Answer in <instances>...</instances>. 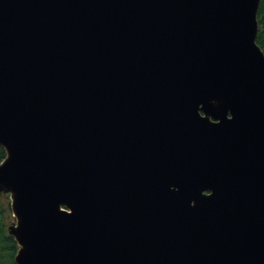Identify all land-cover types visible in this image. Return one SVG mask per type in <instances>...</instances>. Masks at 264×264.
Wrapping results in <instances>:
<instances>
[{
  "label": "water",
  "instance_id": "95a60500",
  "mask_svg": "<svg viewBox=\"0 0 264 264\" xmlns=\"http://www.w3.org/2000/svg\"><path fill=\"white\" fill-rule=\"evenodd\" d=\"M259 5L0 0L15 264H264Z\"/></svg>",
  "mask_w": 264,
  "mask_h": 264
},
{
  "label": "trees",
  "instance_id": "16d2710c",
  "mask_svg": "<svg viewBox=\"0 0 264 264\" xmlns=\"http://www.w3.org/2000/svg\"><path fill=\"white\" fill-rule=\"evenodd\" d=\"M257 18L258 34L256 41L264 52V0H260ZM4 156L5 152L0 147V161ZM12 219L9 195L0 193V264H15L14 256L18 246L13 240V237L7 233V226Z\"/></svg>",
  "mask_w": 264,
  "mask_h": 264
},
{
  "label": "flooded vegetation",
  "instance_id": "af4514ba",
  "mask_svg": "<svg viewBox=\"0 0 264 264\" xmlns=\"http://www.w3.org/2000/svg\"><path fill=\"white\" fill-rule=\"evenodd\" d=\"M8 233V232H7ZM14 240V239H13ZM15 241V240H14Z\"/></svg>",
  "mask_w": 264,
  "mask_h": 264
}]
</instances>
